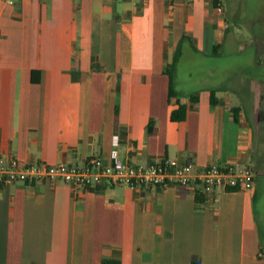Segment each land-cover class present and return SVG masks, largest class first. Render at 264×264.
<instances>
[{
    "label": "crops",
    "instance_id": "1",
    "mask_svg": "<svg viewBox=\"0 0 264 264\" xmlns=\"http://www.w3.org/2000/svg\"><path fill=\"white\" fill-rule=\"evenodd\" d=\"M234 15L209 0H0V158L255 174L251 190L210 193L8 184L0 264H264V82L212 62L242 48Z\"/></svg>",
    "mask_w": 264,
    "mask_h": 264
},
{
    "label": "built area",
    "instance_id": "2",
    "mask_svg": "<svg viewBox=\"0 0 264 264\" xmlns=\"http://www.w3.org/2000/svg\"><path fill=\"white\" fill-rule=\"evenodd\" d=\"M218 15L223 16L221 0H209ZM254 171L250 165L236 163L226 166H208L197 170L192 161L180 163L162 158L146 165L129 161L107 164L99 155H91L82 165L65 163H21L17 158H0V188L12 183L34 184L59 181L79 191L97 190L105 186L121 185L132 189L178 185L204 193L216 188L251 190Z\"/></svg>",
    "mask_w": 264,
    "mask_h": 264
},
{
    "label": "rangeland",
    "instance_id": "3",
    "mask_svg": "<svg viewBox=\"0 0 264 264\" xmlns=\"http://www.w3.org/2000/svg\"><path fill=\"white\" fill-rule=\"evenodd\" d=\"M223 2L226 8L229 4L235 14L230 21V27L234 30L236 39L241 41L242 48L232 49L230 53L214 57L212 62L220 65L231 64V69L236 74L247 75L249 80L264 82V0H223ZM256 57L260 59L261 64L254 67L253 60ZM233 101L236 104L242 102L237 98ZM258 136L257 129L256 143L259 141Z\"/></svg>",
    "mask_w": 264,
    "mask_h": 264
},
{
    "label": "trees",
    "instance_id": "4",
    "mask_svg": "<svg viewBox=\"0 0 264 264\" xmlns=\"http://www.w3.org/2000/svg\"><path fill=\"white\" fill-rule=\"evenodd\" d=\"M172 94L173 93L170 91V97L173 96ZM185 113H186L185 106L178 104V107L176 109L172 110V112H171V119L174 121H181L184 119ZM258 120L264 121V97L262 98L261 107H260V110L258 113ZM198 194H203V192L198 191ZM101 264H120V262L118 260L108 259V260H103L101 262Z\"/></svg>",
    "mask_w": 264,
    "mask_h": 264
}]
</instances>
